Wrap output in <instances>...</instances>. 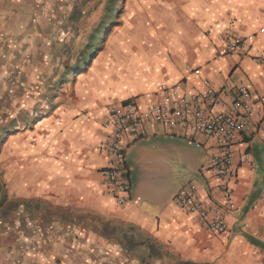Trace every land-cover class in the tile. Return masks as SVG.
I'll list each match as a JSON object with an SVG mask.
<instances>
[{"label":"crops","instance_id":"obj_1","mask_svg":"<svg viewBox=\"0 0 264 264\" xmlns=\"http://www.w3.org/2000/svg\"><path fill=\"white\" fill-rule=\"evenodd\" d=\"M155 6L149 5L153 27L141 25L148 38L123 56L126 66L128 58L135 60L131 93L102 86L85 100L59 105L28 131L25 194L16 197L22 205L13 223L0 218V264H262L264 169H257L264 168V123L257 118L235 146V160L249 153L253 168L240 165L231 181L236 209L223 233L211 232L173 202L191 181L205 204L219 198L205 170L210 143L198 147L160 124L148 122L126 140V204L118 206L106 192L101 146L110 129V104L134 94L129 99L149 105L158 83L184 76L198 86L206 78L215 87L229 81L264 92V67L257 59L264 54V0H167ZM147 10L139 7L137 18ZM12 11L26 25L31 12L42 11V0H0L5 17ZM228 34L248 38L245 54L218 52Z\"/></svg>","mask_w":264,"mask_h":264},{"label":"rangeland","instance_id":"obj_2","mask_svg":"<svg viewBox=\"0 0 264 264\" xmlns=\"http://www.w3.org/2000/svg\"><path fill=\"white\" fill-rule=\"evenodd\" d=\"M166 2L42 0V11L31 12L26 25L19 11L0 12V218L13 223L22 205L16 197L25 194V144L39 118L102 86L131 93L135 60L126 66L123 56L148 38L141 25L153 27L149 5ZM141 6L148 9L142 19Z\"/></svg>","mask_w":264,"mask_h":264},{"label":"built area","instance_id":"obj_3","mask_svg":"<svg viewBox=\"0 0 264 264\" xmlns=\"http://www.w3.org/2000/svg\"><path fill=\"white\" fill-rule=\"evenodd\" d=\"M249 46L248 38L228 34L222 38L218 52L245 54ZM257 59L264 67V54H258ZM189 81L190 78L184 76L171 84L158 83L153 91L155 101L146 106L136 99H127L107 107L110 129L101 146L107 156L101 176L108 195L118 206L125 205L131 192L125 168L126 140L137 136L148 122L191 139L201 148L203 141H208L205 170L213 178L219 198L205 204L197 183L191 181L177 190L173 202L208 230L220 234L227 230L230 213L236 209L231 181L240 165L253 168L249 153L244 152L235 160L234 151L246 128L256 118L264 123V92L229 81L219 87L206 78L201 79L200 86ZM221 105L223 107L219 108ZM260 139L264 141V135Z\"/></svg>","mask_w":264,"mask_h":264}]
</instances>
